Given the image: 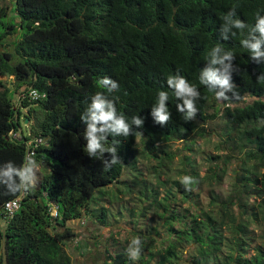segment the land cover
I'll return each instance as SVG.
<instances>
[{"label": "trees", "instance_id": "16d2710c", "mask_svg": "<svg viewBox=\"0 0 264 264\" xmlns=\"http://www.w3.org/2000/svg\"><path fill=\"white\" fill-rule=\"evenodd\" d=\"M231 9L252 26L257 14L264 16V0H10L0 6V166L11 161L19 167L31 152L27 157L48 169L28 190L12 192L0 184V264H73L66 244L74 245L80 234L67 224L82 219L116 229L125 246L141 240L139 259H130L128 248L104 249L103 264H264V80L257 81L264 61L257 64L241 46L247 29L244 34L233 30L227 41L220 38ZM9 13L18 21H5ZM217 45L235 55L237 96L226 93V101L199 82L200 69ZM177 73L200 92L198 112L188 122L165 83ZM103 77L115 80L119 89L101 88ZM161 90L169 94L171 112L163 126L150 115ZM31 91L36 95L29 96ZM98 91L129 123L133 116L144 118L142 128L133 126V135L108 137L121 159L108 170L83 150L80 116ZM21 117L35 122L17 140L9 133L21 128ZM208 126L219 142L215 157L206 151L207 160H215L207 174L220 179L233 167L240 175L234 191L222 196L210 183L208 201L201 204L193 198L201 174L183 161V177H192V184L186 187L183 179L166 184L157 177L165 191L159 197L145 179L134 178L131 187L142 210H126V229L111 224L101 201L120 200L110 187L120 185L124 165L138 169L140 158L154 159L155 177L166 167L160 155L173 159L167 150L172 143L181 141L183 150H190L196 135L212 145ZM17 197L19 209L6 219L4 205ZM152 215L159 225L150 223Z\"/></svg>", "mask_w": 264, "mask_h": 264}, {"label": "clouds", "instance_id": "9594fccd", "mask_svg": "<svg viewBox=\"0 0 264 264\" xmlns=\"http://www.w3.org/2000/svg\"><path fill=\"white\" fill-rule=\"evenodd\" d=\"M223 19L224 23L219 29L220 38L227 41L230 36L236 34L233 30L244 34L247 29L246 35L240 42L241 46L248 50L250 58L257 64L264 61V48H262V45H264V16L257 14L255 24L249 26L237 18L235 9H231L225 14ZM234 59L235 55L231 50H226L217 45L211 49L206 66L200 69V84L213 92L217 100H228L229 96L226 93L229 92L232 93L233 97L237 96L235 85L232 82V73L237 71L236 66L233 64ZM261 80H264V72L257 77V81ZM98 83L108 93L119 89V84L108 77L101 78ZM165 83L171 89L176 101H179L175 104V108L181 114L182 119L185 122L194 120L198 112L197 101L201 98L197 87L189 83L184 76L178 73L169 75ZM168 100L169 94L167 91H158L156 103L151 107L150 115L153 121L161 126L168 123L171 119ZM24 110L22 111L23 114L26 113ZM22 119L21 117V128H18L16 131L11 130L9 133L17 140L21 139L23 132L27 133L29 131V129L26 130L27 128ZM80 120L85 125L84 140L86 143L83 149L84 152L91 158L101 159L106 170L117 163H121V159L118 156V148L116 144H107L108 137H128L134 134L133 126L142 128L144 124V118L138 115L133 116L131 123H129L123 114H117L114 101L109 99L105 92L102 91H98L90 97V103L81 114ZM135 133L141 135L139 132ZM43 141L44 139H41L38 143ZM27 145L29 146L30 143ZM104 153H108L110 159H103ZM35 182V162L27 156L24 163L19 167L11 161L0 166V184L6 186L9 191L28 190L34 186ZM192 182L193 178L190 176H185L182 180V183L186 187L192 184ZM53 209L56 211V208ZM56 215L52 214L54 217ZM75 221L80 224L84 223L83 219ZM140 253L141 240L139 237L133 238L128 247L129 258L133 260L139 259Z\"/></svg>", "mask_w": 264, "mask_h": 264}, {"label": "rangeland", "instance_id": "374dc122", "mask_svg": "<svg viewBox=\"0 0 264 264\" xmlns=\"http://www.w3.org/2000/svg\"><path fill=\"white\" fill-rule=\"evenodd\" d=\"M9 1L10 0H0V6L9 4ZM15 18L13 16V13H9L8 18H5L4 20L6 21L9 19L10 22L15 23L18 21V19ZM14 39L15 35L8 37L9 41L7 40V43H11ZM26 111L27 110H24V112ZM34 122V120L27 122L25 124L27 128L26 130H28V127L31 124H34ZM23 123L25 122L23 121ZM209 128L210 126H208V130ZM209 131L211 132V130ZM217 131H219V129ZM208 139L212 141V145H206L207 143L205 142V139L200 138V136L194 135V142L189 143L190 150H183L184 147L181 141L172 143L167 150L173 157V159L169 162L165 158V155L161 154L160 156L165 159L166 167L157 169L159 172L155 174V177L150 172L151 167L156 164V161L154 159L146 160L140 158L137 165L138 169H133L129 164L124 165V173L121 177L120 185H117V188L114 185L110 187L114 192L119 193L117 196L120 198V200H111L110 202L108 197H105L104 200L101 201V204L109 210L108 219L111 224H119V228L126 229V210L129 211L131 209H134L137 214L142 210L141 201L139 199L140 196L138 195L137 191L135 189H132L131 187L134 178L145 179L147 181L148 187H152L155 190H158L160 194L159 197H162L165 191L164 188H158L160 185L157 182V177H159L161 181H166V184H169L172 180L183 179V161L195 167L201 174L197 178L198 180H196L195 182L196 186L194 187L193 196L194 199H199L201 204L205 205L208 201V189L210 183L214 184L217 187L216 192L218 194H221L222 196L232 192L233 186L237 183V179L240 178V175H235V173H233V167L228 168V170L225 171L220 179L216 176L215 177L217 179H215L210 174H207L208 168L211 164L213 165L215 160L212 159L211 162H209L207 160L206 151L211 150V152L213 153L212 156H216L217 153L213 146L214 144L219 142V135L218 133H215L213 131L211 132V138ZM139 147L140 145L138 143V150ZM203 151L204 153H202ZM47 170L48 169L43 164H35V184L40 180L43 173ZM172 189L175 190L174 186H172ZM118 190L121 193L118 192ZM152 217L153 219L150 223L159 225L161 220L154 215H152ZM0 225L1 227L3 226L2 224ZM67 225L76 233L80 234V238L75 241L74 245L72 243L66 244L67 251L72 259L73 264H103L102 262L104 260V249L116 253L122 251L124 248H128V246L124 245L122 237H119V235L117 234V230L112 229V227H110L109 229H101L99 226H94L93 223H89L87 221L84 224H80L77 221H71ZM129 230L130 229L128 227V231ZM111 236L119 238V242H108L111 240ZM94 242L96 243L95 245L93 244ZM185 251H187V249L184 250V252ZM183 258H188L186 253L184 254Z\"/></svg>", "mask_w": 264, "mask_h": 264}, {"label": "built area", "instance_id": "2783aa9c", "mask_svg": "<svg viewBox=\"0 0 264 264\" xmlns=\"http://www.w3.org/2000/svg\"><path fill=\"white\" fill-rule=\"evenodd\" d=\"M29 96H35L34 93L31 91L28 94ZM15 137V135H14ZM40 140H37V142H39ZM32 153L30 152L27 156H30ZM20 201H21V197H17L13 200H10L8 202L5 203L4 205V216L6 219H9L13 216V214L19 209L20 206ZM52 214L56 215V211L54 209H51Z\"/></svg>", "mask_w": 264, "mask_h": 264}, {"label": "water", "instance_id": "95a60500", "mask_svg": "<svg viewBox=\"0 0 264 264\" xmlns=\"http://www.w3.org/2000/svg\"><path fill=\"white\" fill-rule=\"evenodd\" d=\"M27 121H28L27 119L24 120L25 124L27 123Z\"/></svg>", "mask_w": 264, "mask_h": 264}]
</instances>
